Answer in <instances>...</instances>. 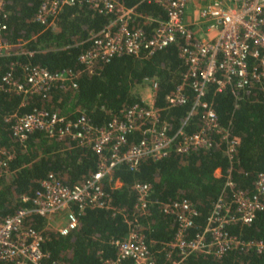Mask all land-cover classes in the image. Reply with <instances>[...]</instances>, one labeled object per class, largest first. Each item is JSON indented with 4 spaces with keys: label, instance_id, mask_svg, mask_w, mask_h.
Wrapping results in <instances>:
<instances>
[{
    "label": "built area",
    "instance_id": "built-area-1",
    "mask_svg": "<svg viewBox=\"0 0 264 264\" xmlns=\"http://www.w3.org/2000/svg\"><path fill=\"white\" fill-rule=\"evenodd\" d=\"M157 5L163 17L142 15L149 21L146 30L142 26H131L139 14L134 5L128 6L118 0H37L34 20L42 27L52 25L53 19L65 4L80 3L92 11L103 14L107 20L90 31L77 60L82 70L93 72L94 65L107 61L121 53L141 56L160 49L180 38L177 55L186 64L182 82L165 95L167 106L185 102L182 92L185 79L192 92V101L185 115L168 134L157 109L154 107L155 82L149 84V92L138 101L126 104L101 124L93 123L82 109L68 119L64 115L41 107H32L26 112H10L3 120L10 125L11 134L23 142L27 134L35 129L46 133L66 136L76 144L87 147L97 154V168L81 182L71 186L62 183L53 173H45L37 181V187L28 200L29 207H18L9 215L0 218V261L10 264H39L46 255L42 248L44 235L23 223L28 212L44 217V224L60 212L64 222L55 227L59 233H66L76 226L77 214L88 208L109 209L112 214L124 216L122 208L111 205V198L100 184V178L118 164L133 169L144 158H159L170 147L179 153H186L199 147H206L214 140L210 134L224 141V153L231 157L237 135H229L226 127L219 124L209 100L203 98L209 82L215 90L225 85L232 87V93L246 87L251 80L260 82L264 75V0H139ZM5 0H0V57L23 53L30 56L33 50H12L13 43L2 39L5 28L3 18ZM190 7L191 20L185 22V10ZM197 24V27L194 25ZM20 70V78L14 68ZM77 71L71 68L50 71L29 59L17 64L10 61L0 73V89L13 92L22 100L28 94H41L54 86L75 88ZM22 103V102H20ZM199 117V127L186 131L185 125L193 114ZM138 130L139 137L128 142V136ZM12 153L0 147V175L6 172L7 161ZM216 173L219 169L215 168ZM117 182V181H116ZM224 185L227 195H219L204 219L202 226L188 232L193 226L195 207L185 197L166 201L148 197L151 185L135 181V200L132 213L144 216L149 204H156L159 211L170 215L175 223L169 239L161 242L165 256L175 257L169 264H180L193 253L220 256L232 249L264 250L259 239L244 240L230 233L226 226L231 223H249L257 210L262 208L259 196L264 194V170L256 173L254 191L245 192L236 187L226 176ZM27 199V197H22ZM74 207V209H73ZM115 248L113 258H104L100 264H155V254L145 240L137 222H128L124 237L111 240ZM158 249H156L157 251Z\"/></svg>",
    "mask_w": 264,
    "mask_h": 264
},
{
    "label": "trees",
    "instance_id": "trees-1",
    "mask_svg": "<svg viewBox=\"0 0 264 264\" xmlns=\"http://www.w3.org/2000/svg\"><path fill=\"white\" fill-rule=\"evenodd\" d=\"M118 1L134 5L139 14L131 26H142L147 30L152 23L144 21L142 15L163 17L157 5L139 0ZM37 3V0H5L2 39L13 43L14 51L27 49L33 52L30 56L23 53L3 55L0 73L10 61L15 60L18 64L29 59L50 71L66 68L77 71L76 87L57 85L43 95L28 94L22 100L18 94L0 89V147L12 153L6 172L0 175V218L18 207H29L28 197L45 173L51 172L62 183L71 186L89 177L96 170L98 161L97 154L87 147L43 129L29 132L23 142H18L11 134L9 123L3 120L6 113L41 107L72 119L82 109L93 123L101 124L126 104L139 100L131 91L135 84L154 81V107L166 132L171 134L192 101L188 79H185L182 84L185 102L175 106H167L165 102V95L182 82V74L186 71V64L177 55L180 38L146 55L121 53L97 62L93 72L89 73L81 69L77 54L87 44L89 32L99 29L107 17L85 4H65L54 17L53 24L42 27L34 20ZM14 72L21 77L18 66ZM261 78L260 82L251 80L246 87L235 89L234 94L230 85L216 91L214 82L207 84L203 98L210 101L219 124L227 128L229 135L238 137L230 158L224 153V141L210 134L214 140L206 147L186 153L170 147L163 156L144 158L133 169L118 164L100 178V184L108 192L111 205L122 208L124 216L112 214L109 209L88 208L77 214L76 226L63 234L45 225L43 216L28 212L23 223L41 229L44 235L42 248L46 255L39 264H100L104 258H113L115 248L110 242L124 237L130 221L138 223L145 240L154 250L155 264H169L175 256H165L161 242L172 235L174 220L159 211L156 204L147 206L146 215L135 216L132 213L133 183L148 182L151 185L148 197L152 200L182 197L190 200L196 213L188 232L202 226L219 195H227L226 176L245 192L254 191L255 175L264 170V75ZM198 127L197 113L188 120L185 130L194 131ZM138 137V130H134L129 134L128 142ZM215 168L219 169V175L214 174ZM259 199L262 208L253 219L247 224H229L226 228L230 233L244 240L264 242V194ZM122 263L129 264L128 261ZM0 264L10 263L0 261ZM180 264H264V250L236 248L218 257L193 253Z\"/></svg>",
    "mask_w": 264,
    "mask_h": 264
},
{
    "label": "rangeland",
    "instance_id": "rangeland-1",
    "mask_svg": "<svg viewBox=\"0 0 264 264\" xmlns=\"http://www.w3.org/2000/svg\"><path fill=\"white\" fill-rule=\"evenodd\" d=\"M149 81H143L139 84H135L131 91L136 94L138 97L145 95L147 92H149ZM58 215H61L62 220H59V222H56V216L53 218L50 222L51 224L49 225L50 227H57L61 225L64 222V214L59 213Z\"/></svg>",
    "mask_w": 264,
    "mask_h": 264
},
{
    "label": "crops",
    "instance_id": "crops-1",
    "mask_svg": "<svg viewBox=\"0 0 264 264\" xmlns=\"http://www.w3.org/2000/svg\"><path fill=\"white\" fill-rule=\"evenodd\" d=\"M190 7H191V5L187 6V8L185 10V16L184 17L186 20L185 22H187V23L190 22L189 20H191V16H192V14H190ZM194 27H197V24H195ZM214 174L219 175L220 173H218V172L216 173V171H214ZM60 213L63 214V212H60ZM59 220H62L61 215L56 216V222H59ZM122 264H125V263H122Z\"/></svg>",
    "mask_w": 264,
    "mask_h": 264
}]
</instances>
